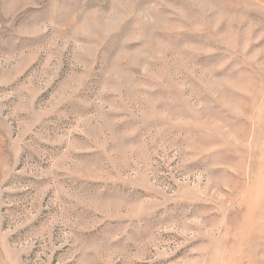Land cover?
Wrapping results in <instances>:
<instances>
[{"label": "rangeland", "instance_id": "374dc122", "mask_svg": "<svg viewBox=\"0 0 264 264\" xmlns=\"http://www.w3.org/2000/svg\"><path fill=\"white\" fill-rule=\"evenodd\" d=\"M0 264H264V0H0Z\"/></svg>", "mask_w": 264, "mask_h": 264}]
</instances>
